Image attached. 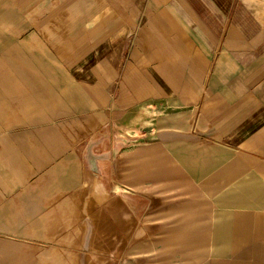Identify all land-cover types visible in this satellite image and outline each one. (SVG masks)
Wrapping results in <instances>:
<instances>
[{
    "label": "crops",
    "instance_id": "0c3cea01",
    "mask_svg": "<svg viewBox=\"0 0 264 264\" xmlns=\"http://www.w3.org/2000/svg\"><path fill=\"white\" fill-rule=\"evenodd\" d=\"M0 264H264V0H0Z\"/></svg>",
    "mask_w": 264,
    "mask_h": 264
},
{
    "label": "rangeland",
    "instance_id": "374dc122",
    "mask_svg": "<svg viewBox=\"0 0 264 264\" xmlns=\"http://www.w3.org/2000/svg\"><path fill=\"white\" fill-rule=\"evenodd\" d=\"M120 133V132H119ZM125 132H124V134H123V132H121L120 133V135H119V138H121L122 136L121 135H124L125 136ZM127 135L129 136V135H131V132H127ZM126 138H127V136H126ZM130 139H133V138H130ZM127 144H128V142H126Z\"/></svg>",
    "mask_w": 264,
    "mask_h": 264
}]
</instances>
